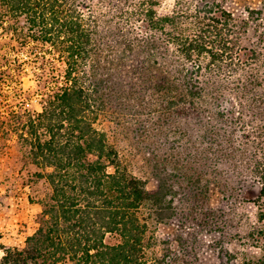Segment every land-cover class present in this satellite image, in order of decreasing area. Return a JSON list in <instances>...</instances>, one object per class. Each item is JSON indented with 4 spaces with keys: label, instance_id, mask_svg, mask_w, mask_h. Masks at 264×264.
Here are the masks:
<instances>
[{
    "label": "rangeland",
    "instance_id": "rangeland-1",
    "mask_svg": "<svg viewBox=\"0 0 264 264\" xmlns=\"http://www.w3.org/2000/svg\"><path fill=\"white\" fill-rule=\"evenodd\" d=\"M76 2L86 20L91 24L95 21L98 32L99 57L95 68L88 65L85 69L90 84L98 83L106 102L95 128L106 134L109 144L148 190L157 189L155 174L160 166H166L171 178L173 194L169 199L176 216L169 224L155 228L157 245L149 252L154 264L156 260L162 264H243L257 260L261 252L252 246L249 235L261 228L257 220L260 184L254 168L264 157V97H260L264 81L256 88H245V82L238 78L256 70L264 76V0ZM213 2L231 14L239 44L256 51L259 60L226 74L199 72L195 78L202 94L193 99L186 96L182 76L186 71L196 75L198 64L178 58L173 47L159 42V33L146 29L145 17L132 14L141 9L172 14ZM15 25L27 31L23 18ZM10 38L0 40V246L24 248L27 238L38 229L43 210L40 202L52 191L47 180L37 177L47 170L37 165L15 127L23 132L24 122L30 117L36 120L42 113L47 98L62 84L65 64L47 45L30 40L22 47ZM148 40L159 49L149 58L146 67L151 73L145 76L143 54L150 46ZM160 69L181 87L174 90L173 97L153 90ZM192 102L198 106L195 113L190 112ZM209 111H219L222 117H212ZM14 114L22 115V121ZM228 140L236 151L232 155L223 144H229ZM197 179L199 186L193 183ZM107 242L112 245L118 240L108 236ZM3 254L0 250V257Z\"/></svg>",
    "mask_w": 264,
    "mask_h": 264
},
{
    "label": "trees",
    "instance_id": "trees-1",
    "mask_svg": "<svg viewBox=\"0 0 264 264\" xmlns=\"http://www.w3.org/2000/svg\"><path fill=\"white\" fill-rule=\"evenodd\" d=\"M132 17H145L146 29L159 33V42L163 40L166 46L173 47L184 62L198 64L196 75L186 71L182 76L183 88L190 98L202 94L195 78L199 72L226 74L248 65L246 62L258 63L256 51L239 44L231 14L215 2L162 15L141 9ZM21 18L27 31L15 25ZM88 21L76 0H0V40L11 35L10 39L22 47L30 40L47 45L65 64L62 84L47 98L42 113L36 120L28 118L23 132L15 127L20 139L28 143L37 165L47 170L37 177L47 180L52 194L40 202L43 210L38 229L27 238L25 247L0 246L4 253L0 264H154L149 252L157 245L155 228L169 224L176 216L169 199L173 189L166 166L156 169L157 189L148 190L146 183L130 172L106 134L94 126L99 113L106 110V102L98 83L90 84L85 70L88 65L95 68L99 57L95 21ZM148 44L143 54L145 76L151 73L146 67L149 58L159 49L153 40ZM160 70L153 90L163 97H173L174 90L181 87ZM94 74L93 70L91 78ZM238 81L245 82V88H256L264 76L256 70ZM260 97H264V87ZM190 106V112L195 113L198 106L194 102ZM208 113L222 117L219 111ZM261 114L264 137V106ZM14 116L22 121V115ZM42 129L45 131L40 134ZM228 142L223 144L232 151V142ZM254 171L260 184L257 220L261 228L250 233L249 238L261 256L243 264H264V157L256 161ZM193 183L199 186L200 180ZM108 236L115 237L118 243L109 244ZM156 264L162 262L156 260Z\"/></svg>",
    "mask_w": 264,
    "mask_h": 264
}]
</instances>
